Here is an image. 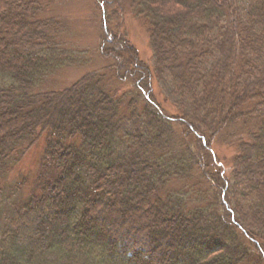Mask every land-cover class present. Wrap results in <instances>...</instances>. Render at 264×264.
Masks as SVG:
<instances>
[{
	"label": "trees",
	"instance_id": "16d2710c",
	"mask_svg": "<svg viewBox=\"0 0 264 264\" xmlns=\"http://www.w3.org/2000/svg\"><path fill=\"white\" fill-rule=\"evenodd\" d=\"M47 1L0 0V264H264V0H93L108 64L45 90L88 61ZM127 14L150 38L153 74ZM176 126L194 146L178 149ZM224 136L238 142L230 178L209 170ZM41 141L33 192L10 203L25 183L8 173ZM174 179L192 184L162 193Z\"/></svg>",
	"mask_w": 264,
	"mask_h": 264
},
{
	"label": "rangeland",
	"instance_id": "374dc122",
	"mask_svg": "<svg viewBox=\"0 0 264 264\" xmlns=\"http://www.w3.org/2000/svg\"><path fill=\"white\" fill-rule=\"evenodd\" d=\"M47 2L49 4L48 10L53 15L49 14L46 16H56L60 18L61 21L65 22L71 31V37L69 39L71 46L80 52H85L88 56V61H86V63L66 66L57 73L46 78V85L44 86L45 90L65 89L90 71L101 69L104 65L108 64V61L103 59L99 53V45L100 41H102L104 30L101 28L100 12L93 0H48ZM122 24L124 32L131 41L132 45L138 51L139 59L153 74L154 55L146 29L141 25L139 20L131 14H127L123 17ZM153 81L154 90L156 91L155 94H157L156 97L164 110L170 114H178L176 108L166 102L165 95L156 79ZM128 89V85L122 84V91H127ZM142 105L143 102H141V106ZM176 127L178 149L181 148L182 144H188L189 142L194 146L193 137L188 136L184 128L178 126ZM230 133L231 132L228 134ZM236 141V138L229 140L226 136H224L217 138L212 142V149L209 157V170L211 172H222L225 173L227 177H231L233 159L238 153V142ZM44 150L45 143L41 141L23 156L20 164L16 166L14 170L8 173L9 179H7L6 182L11 187L18 186V184H21L22 182L25 183L19 190L20 193L15 192L14 199L10 197V203H14L15 199L18 202H21L19 201V198H24V200H26V197L29 194H32ZM189 182L192 184V181H188V179H174V181H172L167 188L162 191V193H165L166 191L182 190L184 186H189ZM195 184L197 185L196 179ZM2 187H4V185L0 184V188ZM194 188L197 190L195 191L193 201L194 203H197L201 199V193L208 195L206 192L210 189V186L202 184L201 186H195ZM8 193L9 192H6L5 195L0 193V200H3ZM122 208L123 210H126L127 205L123 203ZM211 209L214 211L215 207ZM110 220L112 224L119 223L118 219ZM2 224L3 226L5 225V217L3 215L0 216V225ZM137 226L132 229L137 230L141 227V225ZM156 227V223L151 224V229L155 235L161 238L167 236L166 234L168 229L158 231ZM168 260L170 261V258Z\"/></svg>",
	"mask_w": 264,
	"mask_h": 264
},
{
	"label": "bare ground",
	"instance_id": "6f19581e",
	"mask_svg": "<svg viewBox=\"0 0 264 264\" xmlns=\"http://www.w3.org/2000/svg\"><path fill=\"white\" fill-rule=\"evenodd\" d=\"M166 238H167V236L164 237V238H160V242L163 243V242L165 241Z\"/></svg>",
	"mask_w": 264,
	"mask_h": 264
}]
</instances>
